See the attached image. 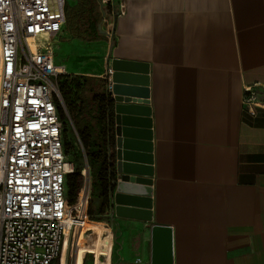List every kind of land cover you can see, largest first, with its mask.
<instances>
[{
	"label": "crops",
	"instance_id": "0c3cea01",
	"mask_svg": "<svg viewBox=\"0 0 264 264\" xmlns=\"http://www.w3.org/2000/svg\"><path fill=\"white\" fill-rule=\"evenodd\" d=\"M97 3L103 68L80 73L106 79L114 58L148 70L152 221L104 215L122 228L121 264H149L152 224L172 229L173 264H264V109L240 102L264 86V0Z\"/></svg>",
	"mask_w": 264,
	"mask_h": 264
},
{
	"label": "built area",
	"instance_id": "2783aa9c",
	"mask_svg": "<svg viewBox=\"0 0 264 264\" xmlns=\"http://www.w3.org/2000/svg\"><path fill=\"white\" fill-rule=\"evenodd\" d=\"M66 4L0 0V264L59 263L64 249L65 264H73L67 260L70 242L88 218L86 163L80 187L86 196L78 203V195L71 205L66 194V176L74 171L58 113L63 106L58 78L66 71L54 60ZM240 102L256 118L264 109V86L243 85Z\"/></svg>",
	"mask_w": 264,
	"mask_h": 264
},
{
	"label": "water",
	"instance_id": "95a60500",
	"mask_svg": "<svg viewBox=\"0 0 264 264\" xmlns=\"http://www.w3.org/2000/svg\"><path fill=\"white\" fill-rule=\"evenodd\" d=\"M108 69L111 74H106L105 80L109 217L151 222L152 136L148 70L146 66L116 58L111 60ZM133 71L139 74H132ZM172 244V229L152 224L149 264H173Z\"/></svg>",
	"mask_w": 264,
	"mask_h": 264
},
{
	"label": "trees",
	"instance_id": "16d2710c",
	"mask_svg": "<svg viewBox=\"0 0 264 264\" xmlns=\"http://www.w3.org/2000/svg\"><path fill=\"white\" fill-rule=\"evenodd\" d=\"M65 30L71 38L86 41L105 40L99 35L97 24L100 11L97 0H75L73 5L65 7ZM106 80L84 74H63L58 78L59 92L63 106L58 105V113L62 121L64 152L67 154L77 147L84 158V164L90 169L91 190L88 203L89 222H100L109 210L108 202V161L106 152ZM68 158V156H67ZM66 176V194L69 204H74L80 192L82 168H76ZM75 169H77L75 171ZM101 187L102 204L96 210L91 203L94 185ZM80 193V194H79ZM78 202V203H79ZM75 208L79 204L74 205Z\"/></svg>",
	"mask_w": 264,
	"mask_h": 264
},
{
	"label": "rangeland",
	"instance_id": "374dc122",
	"mask_svg": "<svg viewBox=\"0 0 264 264\" xmlns=\"http://www.w3.org/2000/svg\"><path fill=\"white\" fill-rule=\"evenodd\" d=\"M68 4L73 5L74 0H67ZM100 4L104 8L109 9L110 0H99ZM101 30H103L101 28ZM104 35V34H103ZM61 43V44H60ZM108 47V41L106 40H95L86 41L80 38H71L66 31H63L61 37L59 38V45L54 49V56L59 58L64 65H66V72L71 74L72 71L95 73L103 68V59L105 52ZM81 74V73H80ZM89 76V75H88ZM67 154L68 158L72 160L76 168H82L81 172L84 170V158L79 154L76 145ZM77 169H75L76 171ZM91 203L98 210L102 204L101 187L98 184L94 185V190L91 193ZM89 221H84L82 227L80 226V231L78 235L73 237L70 242L68 250V262L71 263L72 259H75L74 264L79 261L80 253L87 254L91 247V236L86 237V233L83 230V226ZM100 223L105 224L109 229L112 228V233L114 236V241L112 244V255L111 264H121L122 258L121 254L124 252L122 250L123 238L121 234V227L117 225L116 222L110 221L108 218L103 217ZM111 227V228H110ZM147 231L146 228L141 229L139 233L144 234ZM145 235V234H144ZM140 236V235H139ZM130 246L135 244L133 242V235L129 237ZM139 239V238H138ZM137 239V240H138ZM76 257V258H75ZM91 254L86 257V264H91ZM53 264H57L53 263Z\"/></svg>",
	"mask_w": 264,
	"mask_h": 264
},
{
	"label": "bare ground",
	"instance_id": "6f19581e",
	"mask_svg": "<svg viewBox=\"0 0 264 264\" xmlns=\"http://www.w3.org/2000/svg\"><path fill=\"white\" fill-rule=\"evenodd\" d=\"M81 192V191H80ZM83 192V196L82 198H84L86 196V192L85 191H82ZM80 194V193H79ZM82 198H81V201H82ZM78 200H79V197H78ZM79 202V201H78ZM88 218H84L80 224H79V228L77 229V233L80 231V226L82 227V223L87 220ZM83 230L85 231L86 233V237H90L91 236V247H90V251H89V254H91V264H101V255H105L106 256V259L109 258V255H108V251H109V248L111 247V251H112V244L110 243V239L107 238V241L104 242L103 244V239H104V235L107 234L109 232V230H111L112 232V228L109 229L108 227H106L105 225L101 224L100 222H87L84 226H83ZM78 235V234H77ZM105 248V252L102 253V248ZM66 248V245L65 247ZM111 255H112V252H111ZM111 255H110V260H111ZM83 256V253H80V256H79V261H77L75 264H81V258ZM76 258V257H75ZM75 262V259L73 260V264ZM59 264H65V249L63 250V253L61 255V258H60V262Z\"/></svg>",
	"mask_w": 264,
	"mask_h": 264
}]
</instances>
